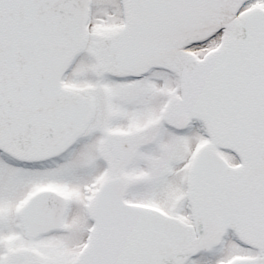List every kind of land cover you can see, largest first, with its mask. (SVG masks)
<instances>
[{
  "label": "snow or ice",
  "instance_id": "obj_1",
  "mask_svg": "<svg viewBox=\"0 0 264 264\" xmlns=\"http://www.w3.org/2000/svg\"><path fill=\"white\" fill-rule=\"evenodd\" d=\"M0 264H264V0H0Z\"/></svg>",
  "mask_w": 264,
  "mask_h": 264
}]
</instances>
